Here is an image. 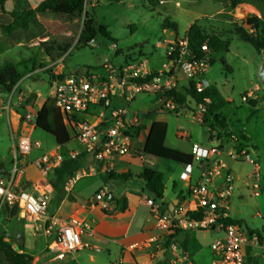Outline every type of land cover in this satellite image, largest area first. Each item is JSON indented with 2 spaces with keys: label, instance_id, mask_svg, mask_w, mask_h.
Returning <instances> with one entry per match:
<instances>
[{
  "label": "rangeland",
  "instance_id": "obj_1",
  "mask_svg": "<svg viewBox=\"0 0 264 264\" xmlns=\"http://www.w3.org/2000/svg\"><path fill=\"white\" fill-rule=\"evenodd\" d=\"M43 1L45 0H8L5 10L0 7V66L10 62L15 66L16 71L23 75L11 92L0 88V159H3L8 167L12 166L14 155L10 127L14 118L9 114L10 101L11 105L17 103L22 110L26 102H34L39 94V103H41L51 97L53 82L60 77L59 75L82 74L86 69H100L106 59H109L116 68L147 60L151 70L162 69L163 63L168 61L167 55L171 45L168 42L188 36L190 27L198 23L208 34L217 35L229 42L227 52L217 53L214 56L215 62L206 72V79L212 85H216L229 101V105L221 112L226 120L227 137L226 154L222 159L236 177L231 213L234 217L240 218L244 229L262 231L264 228V102L261 99L264 87L259 71L263 63V54L258 53L250 43L242 40L236 30L241 27L247 28L244 19L253 14L250 8L242 6L235 11L215 0H88L86 8L89 15L95 19L98 26H104L109 34V38L98 35L94 47L79 45L85 13L39 14L28 30L6 32L5 27L13 21L12 12L34 9ZM256 1L264 10V0ZM166 19L178 24V32L163 28ZM45 41H47L46 46L43 45ZM112 45H116V51L111 49ZM46 47L50 55L46 52ZM60 47H69V49L63 53ZM62 57L63 65H60L58 61ZM257 86L260 89L254 91ZM251 91L254 96H248ZM18 97H22V100ZM243 97L248 100L244 101ZM152 100L153 97L140 96L130 108H145L153 103ZM253 100L255 104L251 103ZM38 107H33L32 111L35 112ZM195 110L196 103L191 100L190 109L187 111L182 109L178 114L172 112L152 117V119L163 118L166 121L167 145L182 148L188 146L189 142L208 144L212 130L208 124H201L193 117ZM60 117L62 115L55 110L50 120V128L54 135L38 128L34 130L31 136L34 146L29 157L31 163H35L37 159L57 147V141L62 133ZM213 121L214 119L210 118V122ZM214 127L216 130L222 128L215 121ZM178 132L189 135V138L177 139ZM233 136L242 142V136L249 138V142L243 144L245 148L250 144L249 154L260 166L258 196H254L249 186H246V182L251 181L248 176L252 173V165L247 161L231 160L227 156L233 147L230 141L233 140ZM36 142L40 143V148L35 146ZM237 146L238 143L234 145ZM67 147L81 148L75 141ZM220 147L221 149L224 147L223 142L220 143ZM159 163L161 169L167 167V170L174 171L177 175L184 170L176 163L165 160ZM196 166L195 164V172H197ZM100 183L98 176L84 177L80 180L79 187H83L86 193L93 194ZM178 183L182 186L180 180ZM145 196L148 194L145 193ZM54 208L55 203L51 205V211ZM196 233L205 246L220 232L207 230ZM42 234L39 224H27L16 215L14 210L0 209V238H6L14 249L23 245L34 253V264H92L91 256L100 258V264L107 263L104 254L91 252L88 249L56 259V253L47 251L43 239L41 240ZM32 246L34 247L30 248ZM0 264H7L2 254H0ZM196 264H207L206 257H199Z\"/></svg>",
  "mask_w": 264,
  "mask_h": 264
},
{
  "label": "built area",
  "instance_id": "obj_2",
  "mask_svg": "<svg viewBox=\"0 0 264 264\" xmlns=\"http://www.w3.org/2000/svg\"><path fill=\"white\" fill-rule=\"evenodd\" d=\"M95 39L89 45L94 47ZM169 52L164 67L153 73L146 61L114 67L109 59L99 69H86L82 74H69L53 82L51 98L53 107L63 117L73 136L80 144V150L63 154L52 151L36 161L43 177L59 167L68 159H76L85 153V165L68 179L66 187L87 175L110 174L116 172L114 161L132 152L131 141L137 137L143 127V117L130 108V104L140 95L159 97L162 109L176 111L174 98L168 93L185 92L191 86L198 93L204 92L210 83L206 72L211 67L212 53L207 42L202 46V56H198L189 45L188 36L168 42ZM111 49L116 51V45ZM63 65V57L58 61ZM256 87L254 91H258ZM248 96H254L251 91ZM125 104H118L117 100ZM244 101L248 99L243 97ZM209 99L196 104L193 117L201 124L206 120ZM15 107L9 102L8 109ZM16 110V108H15ZM36 115L26 113L19 132L12 133L14 143L13 168L0 173V209L14 210L16 215L27 224L40 226L46 236V249L56 253V259L74 254L89 245L83 241V235L93 236V227L77 216L61 219L48 216L49 193L45 185H35L36 194L20 189L23 177L21 162L32 153L34 143L28 129L29 122ZM212 135L217 136L212 130ZM238 146L228 154L234 161H247L253 169L248 184L254 196L259 195L260 166L251 158L243 142L233 136ZM35 146L40 148V143ZM222 149L193 144L190 154L193 162L204 166L203 174L197 181H192L193 165H185L180 179L188 182L186 199L175 205L171 214L161 212V205L148 198L146 205L150 209L149 221L153 224L156 235L130 246L155 260L163 251L171 252V264H193L189 253L170 241L178 231L217 230L222 237L211 244V264H245V249L253 243L264 246V230L253 233L238 224L231 215V201L235 193V175L221 158ZM109 187H104L96 195V200L103 210L109 208ZM164 239V241H162Z\"/></svg>",
  "mask_w": 264,
  "mask_h": 264
},
{
  "label": "crops",
  "instance_id": "obj_3",
  "mask_svg": "<svg viewBox=\"0 0 264 264\" xmlns=\"http://www.w3.org/2000/svg\"><path fill=\"white\" fill-rule=\"evenodd\" d=\"M242 6H245V8L246 7L250 8V11L253 12V14L249 15L250 17L253 15L261 17L260 10L262 8L261 6H259V2H257L256 0H243V2L239 4L237 8L234 10L237 11V9ZM144 61L147 62V60ZM166 63L167 62L163 63L162 68L164 67V65H166ZM160 70L161 69L154 71L150 69V71L153 73H156ZM99 71L102 70L99 69ZM210 85L212 84L210 83ZM257 87L260 89L259 86ZM140 96H144L147 98L153 97L152 100L153 103L142 109L141 108L133 109L134 111L142 115L143 127L140 130L137 137H135L131 141L132 152L126 156L116 158L114 161V165L116 169L115 173L130 174L131 178H129L128 180H117L114 182L106 183L103 178V174L87 175L79 178L71 185H68V187H66V183H67L66 182L63 186L62 191H59V190H55L53 187V183L55 181V175H54L55 168L50 170L47 173V175L43 177L40 169L36 165V162L35 163L30 162L29 159L30 156L25 161H22L20 164L21 167L23 168V177L21 180L20 189L30 191L36 194L34 186L37 184L45 185L47 186V189L50 191L49 206L47 213L49 217L68 219L69 217L77 216L87 222H90L93 227L94 235L93 236H88L87 234L83 235V241L89 246L82 250L88 249L91 252L104 254V258L107 259L106 264H171L170 263L171 252L169 251H163L159 254V256L155 260H150L142 252L130 248V246L157 234V232L153 228V224L149 221L150 209L146 205V200L150 198V196L146 191L145 182L140 177L144 169L153 168L161 172L164 176V184H165L164 197L161 201L158 202L164 211H167L173 205L183 201L180 200L179 197H185L186 199L188 195L187 189L189 183L180 179V174L182 173V171L179 173V175H177L174 171L167 170L168 169L167 167H162L161 169V163L159 162L162 161L163 159L147 155L143 151L152 124L155 121L166 122L165 120H163V118L152 119V117L157 114L172 113V112L178 114L182 110H179L177 108L176 111H165L162 109V103L159 97L153 95H140ZM140 96H138L130 104V106L133 103H136V101L139 99ZM39 98L40 95L37 94V96L34 99V102H26L22 110L17 105V103L13 104L15 105V107L9 110L10 116H13L14 118V121L12 122V125L10 127V129H12V133L20 131L26 113L31 111V113L37 115L38 110L46 103L48 99L47 98L46 100L39 103ZM18 99L22 100V97H18ZM117 102L118 104H124V102L120 99L117 100ZM190 102L191 99H188L189 105ZM35 106L36 107L39 106V107L35 112H33L34 110L32 111V108ZM29 109L31 110L29 111ZM188 109L189 108H185L183 109V111H187ZM55 110L56 109H53V113ZM60 119H61L60 123L62 127H65V131L68 135L69 141L63 145L57 142V147L51 150L50 152L58 151L60 153L65 154L68 151L80 150L79 148L70 149L67 147L73 141L75 142L78 141L73 136L71 131L68 129V126L64 122L63 117H60ZM208 125L209 128L211 125L214 126V121L210 122ZM28 129L30 130L32 136L34 130L36 129L35 120L33 122H29ZM213 130L216 132L217 136L214 137L211 131L207 145H203L198 142H194V143L189 142L188 146H183L182 148L177 146L176 147L169 146L166 143L167 135L165 139V144L170 148H174L184 153L190 154L191 147L193 144H200L204 147H217L220 146L221 142H223L224 147L222 148L223 152L221 155V158H223V156L226 154L225 140L227 139V137L225 134V128L222 127L220 128V130H216L214 127ZM167 133H168V129H167ZM220 135L221 138H219ZM176 137L179 140H187L189 138V135L186 136L185 133L178 132L176 133ZM230 141L233 144L232 149H234L235 148L234 145L236 144V142L233 140ZM232 149L228 152V154L232 151ZM13 155H14V143H13ZM0 163H4L5 165V170L1 173L9 172L13 168V163L12 166L8 167L3 161V159H0ZM195 164L197 165L196 166L197 172H195ZM90 165H93V163L86 162L85 167H88ZM192 165H193L192 181H197L201 178L203 174L204 166H202L198 162H193ZM181 166L184 169V165ZM91 176H98L101 182L93 194L86 193L83 187H79L80 180H82L84 177H91ZM178 180L182 182V186H180ZM248 184L249 182H246V186H248ZM104 187H109V189L113 193V197L119 200L120 204L110 203L109 198L107 197L109 202V208L107 210H103L101 208L98 201L96 200V195ZM145 193L148 194V196H145ZM53 203H55V208L54 210L51 211V205ZM122 206H125L124 210H121ZM4 209H8V208H4ZM232 217L235 220L241 221L239 217L236 216L234 217L233 215ZM196 232H201V231H197V230L178 231L170 238V241H173L178 245H180L181 247H183L184 249H186V251L191 256V260L193 264H196V260L199 257L202 258L206 257L207 264H211L212 261L211 244L214 240L222 237V232L218 231L220 232L218 236L215 239H213L211 243L205 246L202 245L200 239L197 237L198 235ZM41 240L44 241V245H46V236L44 235V233L41 236ZM162 241H164V239H162ZM184 242H186V247L183 244ZM33 247L34 246L30 248ZM24 250L26 253L33 256L34 253L28 251V249H26L25 247ZM98 259H96V257L94 256H91V263L100 264L101 259L100 258ZM245 264H264V246L256 243L248 245L245 249Z\"/></svg>",
  "mask_w": 264,
  "mask_h": 264
},
{
  "label": "trees",
  "instance_id": "obj_4",
  "mask_svg": "<svg viewBox=\"0 0 264 264\" xmlns=\"http://www.w3.org/2000/svg\"><path fill=\"white\" fill-rule=\"evenodd\" d=\"M8 0H0V7L5 10V5ZM118 1V0H113ZM225 6L236 9L243 0H218ZM88 0H45L34 9H25L21 12H12L13 21L5 27L7 33H11L18 29L28 30L30 24L36 19L37 15L45 14L48 12H76L79 14L85 13L84 28L79 40V45H89L90 41L95 39L98 35H102L109 38V34L104 26H98L95 19L89 15L87 10ZM261 17L253 15L244 19V25L247 28L236 29L239 37L250 43L254 49L262 54L264 52V10L261 9ZM164 29H169L174 32H178L179 26L171 19H166L163 23ZM188 39L190 48L198 55L202 56V46L207 42L208 47L212 53L211 62H215L214 56L217 53L227 52L229 50V42L221 39L217 35H210L204 31V29L198 24L194 23L188 32ZM47 41L43 43L46 46ZM48 55L50 52L48 47L45 48ZM63 53L68 51L69 47H60ZM66 74L59 75V78H63ZM23 75L16 71L15 66L10 62H5L0 66V88L11 92L18 82L22 79ZM172 96L178 105V109L185 108L190 109L188 99L193 100L196 104L204 102L205 99H209L210 103L207 105L206 120L209 123L210 118L220 124L223 128H226V120L221 111L229 105V101L223 96L216 85H210L204 92L198 93L193 86L190 89H186L185 92L172 91L168 93ZM255 104V100L251 101ZM53 100L48 98L46 103L38 110L36 115L35 126L44 132L52 135L53 131L50 128V120L53 114ZM214 126L211 125L210 129L213 130ZM167 123L163 121H155L149 132L148 139L144 146V153L150 156H154L163 159L168 162L177 163L181 165H191L193 158L191 154L184 153L174 148H170L165 144L167 135ZM244 144L249 142V138L241 137ZM69 141L68 135L62 127V133L58 143L63 145ZM86 154L83 152L76 159L66 158L62 164L54 169L55 181L53 187L55 190L62 191L64 184L73 174L81 169L85 164ZM146 185V191L150 198L159 202L164 197L165 184L164 176L158 170L153 168L144 169L140 176ZM103 178L106 183L114 182L117 180H128L131 175L110 173L103 174ZM180 200H184L185 197H179ZM110 203H119L115 197L109 200ZM125 206L121 207L124 210ZM16 213V212H15ZM241 224L242 221H236ZM253 233H260L259 230L252 231ZM186 247V242L183 243ZM0 254L3 255L7 264H34V256L28 254L24 250L23 245H19L18 249H14L13 245L6 241V238H0Z\"/></svg>",
  "mask_w": 264,
  "mask_h": 264
},
{
  "label": "water",
  "instance_id": "obj_5",
  "mask_svg": "<svg viewBox=\"0 0 264 264\" xmlns=\"http://www.w3.org/2000/svg\"><path fill=\"white\" fill-rule=\"evenodd\" d=\"M262 54H263V63H262V66H261V68H260V71H259V77H260L261 82H262L263 87H264V52H263ZM261 100L264 102V94H263ZM4 170H5V165H4V163H0V173L3 172ZM108 198H109V200H111V199L113 198V193L111 192V190H110V192H109V194H108ZM175 205H176V204H175ZM175 205H173V206H172L171 208H169L167 211H164L163 209H161V212H163V213L166 214V215H169V214H171V212L174 210Z\"/></svg>",
  "mask_w": 264,
  "mask_h": 264
},
{
  "label": "bare ground",
  "instance_id": "obj_6",
  "mask_svg": "<svg viewBox=\"0 0 264 264\" xmlns=\"http://www.w3.org/2000/svg\"><path fill=\"white\" fill-rule=\"evenodd\" d=\"M250 144L249 145H247V147H246V150L248 151V149H250ZM249 152V151H248Z\"/></svg>",
  "mask_w": 264,
  "mask_h": 264
}]
</instances>
